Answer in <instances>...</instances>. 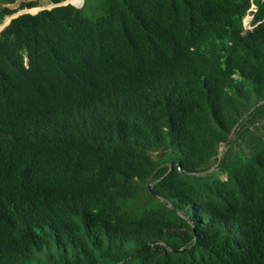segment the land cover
I'll use <instances>...</instances> for the list:
<instances>
[{
  "label": "trees",
  "instance_id": "1",
  "mask_svg": "<svg viewBox=\"0 0 264 264\" xmlns=\"http://www.w3.org/2000/svg\"><path fill=\"white\" fill-rule=\"evenodd\" d=\"M48 1L0 31V264H264V0Z\"/></svg>",
  "mask_w": 264,
  "mask_h": 264
},
{
  "label": "rangeland",
  "instance_id": "2",
  "mask_svg": "<svg viewBox=\"0 0 264 264\" xmlns=\"http://www.w3.org/2000/svg\"><path fill=\"white\" fill-rule=\"evenodd\" d=\"M29 0H18L15 4L13 5H9L8 7L10 8H17V6L19 5L20 2H28ZM30 1H33V2H36L37 3V6L34 7L35 10H32L33 8L31 9H23V10H19L17 13H15L14 15H17V14H22V13H36L37 11L39 10H42V9H49L53 6V4H51L48 0H30ZM67 2H70L69 0H65L64 3H67ZM75 5V4H74ZM81 5H82V2H81ZM80 5V6H81ZM77 6V5H76ZM79 7V6H77ZM11 17V16H10ZM10 17H6L4 19V21L0 24V27L4 24H8V20H10L9 18ZM251 16H249L248 18H246V20H249ZM255 128L252 127L251 128V131H254ZM240 140H238L237 142H239ZM224 152V146L221 147V153L220 155Z\"/></svg>",
  "mask_w": 264,
  "mask_h": 264
},
{
  "label": "water",
  "instance_id": "3",
  "mask_svg": "<svg viewBox=\"0 0 264 264\" xmlns=\"http://www.w3.org/2000/svg\"><path fill=\"white\" fill-rule=\"evenodd\" d=\"M82 2H83V0H82ZM65 4H72V5H74L72 2H67V3H65ZM59 5H63V4H59ZM56 6H58V5H56ZM74 6H76V5H74ZM52 7H55V5H53ZM17 15H19V14H17ZM14 17H15V16H14ZM14 17H11L10 19H12V18H14ZM9 21H10V20H8V23H9ZM6 25H7V24L2 25V26L0 27V31H1ZM258 105H259V104H258ZM258 105H256L255 107H257ZM255 107H254V108H255ZM254 108H253V109H254ZM253 109H251V110L246 114V116H247V115H248ZM246 116H245V117H246ZM243 119H244V118H242L241 121H242ZM241 121H240V122H241ZM240 122H239V123H240Z\"/></svg>",
  "mask_w": 264,
  "mask_h": 264
},
{
  "label": "built area",
  "instance_id": "4",
  "mask_svg": "<svg viewBox=\"0 0 264 264\" xmlns=\"http://www.w3.org/2000/svg\"><path fill=\"white\" fill-rule=\"evenodd\" d=\"M250 15L246 16V18H248ZM246 18L244 19V27L245 29H250V21H251V18L252 16L250 17L249 20H246Z\"/></svg>",
  "mask_w": 264,
  "mask_h": 264
},
{
  "label": "bare ground",
  "instance_id": "5",
  "mask_svg": "<svg viewBox=\"0 0 264 264\" xmlns=\"http://www.w3.org/2000/svg\"><path fill=\"white\" fill-rule=\"evenodd\" d=\"M70 2H72L73 4L77 5V6H80L81 5V2L82 0H69ZM32 10H35L34 8Z\"/></svg>",
  "mask_w": 264,
  "mask_h": 264
},
{
  "label": "crops",
  "instance_id": "6",
  "mask_svg": "<svg viewBox=\"0 0 264 264\" xmlns=\"http://www.w3.org/2000/svg\"><path fill=\"white\" fill-rule=\"evenodd\" d=\"M29 1H30V0H29ZM61 4H65V3L63 2V3H61ZM14 16L16 17L17 15H12L11 17H14ZM11 17H10V18H11ZM10 18H9V19H10Z\"/></svg>",
  "mask_w": 264,
  "mask_h": 264
}]
</instances>
